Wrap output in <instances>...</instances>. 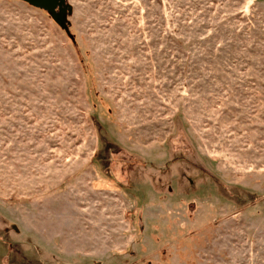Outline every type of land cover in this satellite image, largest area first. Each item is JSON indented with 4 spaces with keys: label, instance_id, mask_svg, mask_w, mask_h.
<instances>
[{
    "label": "rangeland",
    "instance_id": "374dc122",
    "mask_svg": "<svg viewBox=\"0 0 264 264\" xmlns=\"http://www.w3.org/2000/svg\"><path fill=\"white\" fill-rule=\"evenodd\" d=\"M65 3L0 0V264H264V0Z\"/></svg>",
    "mask_w": 264,
    "mask_h": 264
},
{
    "label": "water",
    "instance_id": "95a60500",
    "mask_svg": "<svg viewBox=\"0 0 264 264\" xmlns=\"http://www.w3.org/2000/svg\"><path fill=\"white\" fill-rule=\"evenodd\" d=\"M50 14L59 26L66 29L65 15L68 10L65 0H19Z\"/></svg>",
    "mask_w": 264,
    "mask_h": 264
},
{
    "label": "trees",
    "instance_id": "16d2710c",
    "mask_svg": "<svg viewBox=\"0 0 264 264\" xmlns=\"http://www.w3.org/2000/svg\"><path fill=\"white\" fill-rule=\"evenodd\" d=\"M66 28H67V30L65 31L66 32V34L68 35V37L71 39V40H73V37L70 35V33H69V23L66 21Z\"/></svg>",
    "mask_w": 264,
    "mask_h": 264
}]
</instances>
